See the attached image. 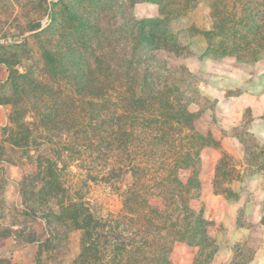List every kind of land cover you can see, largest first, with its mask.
Masks as SVG:
<instances>
[{"label": "rangeland", "instance_id": "obj_1", "mask_svg": "<svg viewBox=\"0 0 264 264\" xmlns=\"http://www.w3.org/2000/svg\"><path fill=\"white\" fill-rule=\"evenodd\" d=\"M232 1L0 0V40L16 37L18 41L0 42V104H8L9 107L8 123L2 128L0 139V164H4L3 161L15 166L18 189L22 188L17 206L0 196V247L6 246L0 253V264H13L10 259L12 249L25 246L30 238L35 240L32 247H36V254L23 264L73 262L79 253L80 231L59 219L58 204L62 201L85 200L95 213L102 215L118 213L122 207L113 184L89 178V173L96 171L89 162L91 158L81 154L75 145L70 146L82 132L79 109H75L71 122L59 123L58 128L52 125L45 127L39 120L51 101L45 91L47 86L51 90L68 91L77 97L74 92L76 86L67 87L68 77L63 73L58 72L55 78L49 76L44 49L57 57L56 65L68 61L70 70L76 72L74 70L80 68L78 63H81L77 53L89 58L91 53L84 49V45L88 42L96 44L97 35L89 32L90 23L98 21L111 41H118V50L126 44L127 52L132 43L130 29L134 27L138 34L140 26L137 21L159 18L161 11L173 16L164 27L159 25L158 32L165 33L170 45L177 42L181 53L175 55L170 48L146 51L143 46L137 53L144 55L142 65L150 67L151 73L167 75L168 71L171 72L168 80H173L185 91L190 101L189 110L201 112L194 120L196 131L212 141L200 152L198 177L205 180V185H200V196L192 199L191 205L204 210L203 196L211 197L214 189L220 190L222 193H218L216 209L228 213L230 219L233 212L236 217L232 228L226 221L217 220L211 221L208 229L216 247L221 246L224 254H229L224 264H251L250 260L260 256L259 249L264 246V108L261 106L264 104V51L256 61H241L234 55L217 56L211 49L205 50L207 38L199 34L201 30L216 31L211 36L213 43L241 39L244 32L250 39L263 36L264 33L256 35L244 31L242 24L249 19L245 20L241 15L250 16L254 22L255 17L260 16L264 27V11L255 16V11H243L240 5L237 17H228L225 24L230 30L235 21L239 33L235 36L229 31L218 33L215 9L217 6L222 8L226 2L227 12L233 13L230 9ZM179 11L182 13L177 14ZM78 21L87 26L84 28ZM110 24L112 26L109 27ZM33 25L38 27L33 29ZM82 27L87 31L84 36L79 32ZM67 53H70L68 59ZM220 57H224L225 62L215 61ZM227 72H235L236 75L232 77ZM244 93L249 94L248 97H259L260 103L251 98V105L241 107L247 102L242 98ZM68 124L74 126L73 133L64 128ZM47 158L57 162L59 168L58 181L63 191L57 197L41 193L43 182L40 178L43 174L37 167L44 165ZM217 166H220L218 171ZM215 170L218 173L216 177ZM4 173L2 165L0 195L4 194ZM190 174L191 170H181L179 176L186 180ZM214 182L216 187L213 188ZM257 207L259 211H256ZM31 210L36 212V217L29 214ZM258 212L261 214L258 220L247 221V215L254 218ZM239 227L244 229L241 231ZM190 249L185 243H175L172 262L179 264L183 258L189 257ZM196 251L192 263L201 264L202 260L203 264H215V255L211 260L207 259V249L199 256ZM256 264H264V260Z\"/></svg>", "mask_w": 264, "mask_h": 264}, {"label": "trees", "instance_id": "obj_2", "mask_svg": "<svg viewBox=\"0 0 264 264\" xmlns=\"http://www.w3.org/2000/svg\"><path fill=\"white\" fill-rule=\"evenodd\" d=\"M147 1L160 3L161 0ZM230 3L233 13L227 12L226 2L222 8L215 9L219 34L229 31L235 36L239 33L235 21L230 30L225 26L228 17L236 16L239 5L243 11H255V16L264 11V0ZM168 13L161 11L159 18L138 20L139 33L134 27L130 29L132 43L127 52L126 44L118 50V41L112 42L98 21L90 23L89 32H95L98 37L95 45L90 42L84 45L91 53L90 59L77 53L81 63L76 72L70 70L68 61L56 65L57 57L44 49L49 76L55 78L58 72L63 73L68 77L66 86H76L77 97L47 86L45 91L51 101L39 120L45 127L58 128L59 123L71 122L75 109H79L82 132L70 146L75 145L81 154L91 158L89 162L96 171L89 173V178L113 184L122 205L120 212L102 215L95 213L85 200L72 199L58 204L59 219L80 231L79 253L71 264H174L171 253L177 242L198 247L197 256L207 249L209 260L217 251L208 232L211 220L204 217L203 208L195 209L191 205V200L200 196L197 166L201 149L212 144L207 135L195 129L194 120L201 112L189 110L190 101L185 91L168 80L170 71L167 75L151 73L150 67L142 65L144 55L137 53L142 46L146 51L170 48L175 55L181 53L177 42L170 45L165 33L158 32L159 25L164 27L171 20L173 14ZM241 17L249 19L242 24L244 31L256 35L264 33L260 16L255 17V22L250 16ZM78 23L84 28L87 26L83 21ZM84 28H79L83 36L87 34ZM215 33L199 31L207 38L205 50L211 49L217 56L234 55L241 61H256L264 51V35L250 39L244 32L241 39L213 43L211 36ZM68 125L64 128L73 133L74 126ZM218 168L220 166L217 171ZM37 169L43 174L41 193L57 197L63 191L58 181L57 162L47 158ZM181 170H191L186 180L179 176ZM20 190L22 192V188ZM214 190L216 194L222 193ZM29 214L36 217L34 210ZM33 241L30 238L26 242Z\"/></svg>", "mask_w": 264, "mask_h": 264}, {"label": "crops", "instance_id": "obj_3", "mask_svg": "<svg viewBox=\"0 0 264 264\" xmlns=\"http://www.w3.org/2000/svg\"><path fill=\"white\" fill-rule=\"evenodd\" d=\"M224 57H220V59L215 60L216 62H225L224 61ZM213 61V60H210ZM213 61V62H215ZM231 60L229 59V62ZM234 62V61H233ZM223 72V71H222ZM228 75L234 77L236 74L235 72L231 73L227 72ZM245 95V97H244ZM249 94L244 93L242 95V98H245V100H247L246 103L243 104V106L241 107H247L248 105H251L250 100L251 98H254L255 100L257 99V101L259 102L260 99L259 97H248ZM260 103V102H259ZM220 106V104H219ZM262 108H264V104L261 105ZM8 104H0V139L2 137V128L6 126V124L8 123ZM260 108V105H259ZM258 113V112H257ZM212 136H214V134H212ZM203 160V159H201ZM1 163V161H0ZM4 164H0V166L3 165L4 170H5V177H6V182H5V186H4V194L7 193V195L4 196V194H1L0 196H2V198H4L3 200L6 201L7 203L11 204V205H18V198H19V189H18V171L14 170V165L12 164H5L7 162H3ZM214 170V169H213ZM214 174V172H213ZM200 183L202 186H204L205 184V180L200 178ZM243 185V183H242ZM219 196V194H216L213 192L212 196L209 197L208 196H203V200L205 203L204 206V210H203V215L205 218H207L208 220L211 221H222L225 222L226 224L229 225V228H232L233 225L235 226V222H236V217H235V213L233 212L232 217L230 219V215L228 213H225L224 211L220 210L219 208L216 209V202H217V197ZM1 199V197H0ZM1 203V200H0ZM254 207V205H252ZM255 209V208H254ZM253 208L251 209L252 212ZM256 211H259L258 207L256 208ZM247 215V214H246ZM260 213L258 212L256 214V216L253 218L250 215H247V221L250 222H254L256 220H258L260 218ZM239 229H241V231L244 229L243 227H239ZM209 232V231H208ZM217 244H220L219 239H216ZM33 243H27L25 244V246L22 247H17L12 249L11 252V256L10 259L13 262V264H23V262H27L29 261L31 258L34 257V255L36 254V247H32ZM6 246H1L0 247V253H2L5 250ZM190 253H189V257H187L186 259H182L181 262L179 264H192L193 258L195 253L197 252L196 250H198V247L196 246H190ZM217 251L215 252V264H224L228 258H229V254H224V249L220 246L217 247ZM259 251L261 252L260 256L258 255L255 259L250 260L251 264H256V262H260L261 260H264V246L261 247L259 249ZM223 256V257H222ZM220 257H222V259L220 260Z\"/></svg>", "mask_w": 264, "mask_h": 264}, {"label": "built area", "instance_id": "obj_4", "mask_svg": "<svg viewBox=\"0 0 264 264\" xmlns=\"http://www.w3.org/2000/svg\"><path fill=\"white\" fill-rule=\"evenodd\" d=\"M20 40H21V39H20ZM20 40H19V41H20ZM0 42H1V43H4V42H6V43H7V42L13 43V42H18V41H16V37H7L6 39H1Z\"/></svg>", "mask_w": 264, "mask_h": 264}]
</instances>
